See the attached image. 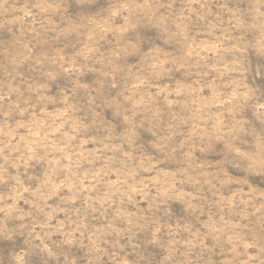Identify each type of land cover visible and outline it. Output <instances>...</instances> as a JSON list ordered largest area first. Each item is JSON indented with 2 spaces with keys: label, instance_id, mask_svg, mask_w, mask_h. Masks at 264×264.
I'll return each mask as SVG.
<instances>
[{
  "label": "rangeland",
  "instance_id": "obj_1",
  "mask_svg": "<svg viewBox=\"0 0 264 264\" xmlns=\"http://www.w3.org/2000/svg\"><path fill=\"white\" fill-rule=\"evenodd\" d=\"M0 264H264V0H0Z\"/></svg>",
  "mask_w": 264,
  "mask_h": 264
}]
</instances>
